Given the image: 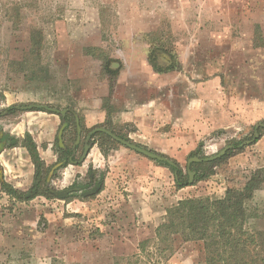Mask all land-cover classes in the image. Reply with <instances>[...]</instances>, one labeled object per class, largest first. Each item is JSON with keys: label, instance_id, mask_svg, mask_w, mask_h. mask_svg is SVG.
I'll return each mask as SVG.
<instances>
[{"label": "rangeland", "instance_id": "1", "mask_svg": "<svg viewBox=\"0 0 264 264\" xmlns=\"http://www.w3.org/2000/svg\"><path fill=\"white\" fill-rule=\"evenodd\" d=\"M35 29L43 36L39 53L32 49ZM145 69L171 72L176 85L215 79L222 116L233 122L198 136L188 150L140 137L134 123L113 122L132 71L149 77ZM33 104L75 111L86 129L104 127L107 120L132 142L184 169L194 156H212L239 141L245 147L217 165L212 176L178 189L171 168L124 144H115L107 155L94 145L78 163L84 152L80 146L77 159L56 169L48 181L54 197L19 201L2 190L1 181L28 190L35 166L25 147L12 150L4 140L0 264H54V259L66 264H221L204 241L178 237L174 252L162 254L155 245L156 228L178 200L241 189L264 166V156L258 155L264 129L256 141L242 145L264 122V0H0V136L22 138L37 125L43 147H50L49 157H41L53 167L64 122L58 113L23 108ZM10 106L14 111L7 110ZM92 110L94 116L104 110L106 120L88 126L86 115ZM86 129L80 142L93 130ZM90 166L104 173L103 189L87 184ZM62 191L69 199L58 197ZM247 203L258 214L250 227L264 231V184ZM144 239H150L148 254L139 249Z\"/></svg>", "mask_w": 264, "mask_h": 264}, {"label": "trees", "instance_id": "2", "mask_svg": "<svg viewBox=\"0 0 264 264\" xmlns=\"http://www.w3.org/2000/svg\"><path fill=\"white\" fill-rule=\"evenodd\" d=\"M43 36L39 30H34L32 33V49L39 53L43 43ZM167 61L169 59L163 54ZM157 71H164L158 66H155ZM171 67V66H170ZM168 67V68H170ZM15 106L8 107L7 110L14 111ZM39 110H46L37 108ZM109 112L107 115L109 119ZM106 115V116H107ZM63 122H67V126L63 132L64 146H60L57 138L56 152L58 161L66 160L60 167H67L77 159L76 150L81 146L83 150L87 144L91 146L98 145L101 151L107 155L110 149L115 144H122L112 138L105 132H95L90 140L86 137L75 145L77 139V120L75 111L68 110L64 115L60 114ZM107 118V117H106ZM80 122L83 130L86 127L83 124V119L80 117ZM111 129L117 135L129 140H132L125 134L117 131L115 128L106 123L102 125ZM91 129H86L88 132ZM264 128H260L262 134ZM252 137L254 134L251 135ZM1 140H6L10 147L23 146L30 153L32 162L35 166V182L28 190H21L14 187L5 180L1 181V188L11 198L19 201H29L38 195H46L54 197L50 191L48 175L52 165H47L41 157L38 144L33 139L30 132H26L24 137L20 138L13 135L7 139L6 136L0 137ZM234 146L220 158L210 161H194L190 164V169L196 171L194 181L189 184L188 167L184 169L179 163L171 165L166 161L155 160L161 165L172 169L175 175V183L178 189L194 185L197 182L207 179L215 172V167L222 163L227 158L241 152L245 146H240L241 142L233 143ZM82 150V151H83ZM198 150L194 152L196 155ZM203 158V156H200ZM207 157V156H206ZM56 171L54 172L55 176ZM100 178V179H99ZM87 179L90 186L100 185L103 189L104 173L93 169L91 166L87 172ZM99 180V182H97ZM264 184V166L252 172L250 178L241 189L230 187L222 196H197L186 197L177 201V203L168 207L165 219L156 228V249L162 254H172L175 249V241L178 237L182 241H204V243L212 248L213 258L219 257L221 264H264V231L256 230L250 227V219L257 216L248 206V200L254 197L256 190L260 189ZM62 191L58 196L61 199H69L68 193ZM150 239H144L139 243V249L142 253L148 254V243ZM54 264H66L64 261L54 259ZM79 264V263H78Z\"/></svg>", "mask_w": 264, "mask_h": 264}, {"label": "crops", "instance_id": "3", "mask_svg": "<svg viewBox=\"0 0 264 264\" xmlns=\"http://www.w3.org/2000/svg\"><path fill=\"white\" fill-rule=\"evenodd\" d=\"M145 70L149 77L140 74L137 70L136 73L134 70L132 71L131 79L128 80L132 82L123 90L126 92V97L125 95L124 98L117 96L118 111L112 117L113 122L134 123L138 127L136 135L154 142L159 141L158 143L166 145L169 149L172 146H180L183 150L191 149L198 136L203 137L213 130L224 127L227 120L233 122L232 117L226 116V120L222 116L223 107L216 101L221 97H219L220 93L215 79L198 83L190 82L191 84L184 81V83L176 85L174 80H170L171 72L156 73L152 70ZM132 91L137 92L133 98L130 96ZM94 115V111L86 115L88 126L106 120L104 110L98 116ZM52 120L55 121V117H50V121ZM29 128L41 155L43 158H48L50 147H43L45 141L39 140L41 136L36 134L37 125L34 124ZM20 132L21 130L18 134H21ZM16 149L18 147L12 148V150ZM93 149L94 147L90 151ZM5 150L0 153V161H2ZM262 152L258 155L264 156V149ZM248 160L254 164L251 158ZM46 162L48 163V161ZM14 168L15 166L12 165V169ZM5 170H10V166ZM0 179L2 178L0 177Z\"/></svg>", "mask_w": 264, "mask_h": 264}, {"label": "water", "instance_id": "4", "mask_svg": "<svg viewBox=\"0 0 264 264\" xmlns=\"http://www.w3.org/2000/svg\"><path fill=\"white\" fill-rule=\"evenodd\" d=\"M23 108H28V109L43 108V109H46L48 111H51V112H54V113H58V114H63V115L67 111L65 109H58V108L51 107V106L45 105V104H33V105H30V106H27V107H23ZM76 120H77V132L78 133H77V140H76L75 145H77L80 142V140H81V131H82V127H81L80 119H79L78 115H76ZM66 126H67V122H64L62 124V126L60 127V130L58 132V140H59L60 146L64 145L63 132H64V129H65ZM261 127H264V122L263 123L262 122L258 123L256 125L254 137L252 139H250V140H246V141L242 142V145H248V144L256 141L259 138V136H260L259 129ZM98 131L107 133L112 138H114L116 141L126 145L127 147H129L131 149H134L135 151H137L139 153H142V154L146 155L147 157H150L152 159L159 160V161H166V162H168L171 165H176L175 162L172 159H170V158H168V157H166L164 155H161L159 153H156L154 151H151V150H149L147 148H144V147L138 145L137 143L131 142V141H129V140L117 135L111 129H108L106 127H96V128H94L88 134L87 141L90 140V138H91L93 133L98 132ZM4 144L5 143H3V145ZM91 147L92 146L90 144H87L85 146L84 152H83L80 160L78 161V163H81V162L85 161V159L87 158V156H88V154L90 152ZM229 148H230V146L225 147L219 153H217L215 155H212V156L205 157V158H200L198 156H194V157L190 158L189 161H188V173H189L188 183L191 184L194 181L195 175H196V171L190 169L191 162H193V161H201V160L210 161V160L218 159V158L222 157L228 151ZM1 151H2V146L0 148V153H1ZM65 161L66 160L64 159V160L58 161L55 165H53V167L51 168V170L49 172V175H48V181L51 180L52 175L54 174L55 170L58 169L59 167H61L65 163ZM98 189H99V187H95V188L91 189L90 191H87L86 195H91L95 191H97Z\"/></svg>", "mask_w": 264, "mask_h": 264}, {"label": "flooded vegetation", "instance_id": "5", "mask_svg": "<svg viewBox=\"0 0 264 264\" xmlns=\"http://www.w3.org/2000/svg\"><path fill=\"white\" fill-rule=\"evenodd\" d=\"M0 137H2V136H0ZM0 142H4V140H1ZM5 142H7V141H5ZM94 187V186H93ZM76 190H79V191H81L82 189H80L79 187H74Z\"/></svg>", "mask_w": 264, "mask_h": 264}]
</instances>
